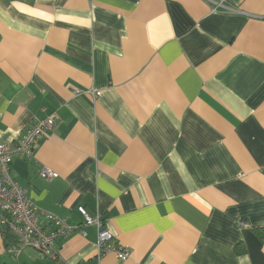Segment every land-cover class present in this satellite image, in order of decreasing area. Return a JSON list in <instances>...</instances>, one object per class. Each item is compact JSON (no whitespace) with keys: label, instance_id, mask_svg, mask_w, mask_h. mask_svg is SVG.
<instances>
[{"label":"crops","instance_id":"obj_1","mask_svg":"<svg viewBox=\"0 0 264 264\" xmlns=\"http://www.w3.org/2000/svg\"><path fill=\"white\" fill-rule=\"evenodd\" d=\"M225 4L0 0V143L57 115L12 179L70 225L100 213L130 252L98 260L87 226L55 241L67 263L264 264V0ZM10 235L0 264H54Z\"/></svg>","mask_w":264,"mask_h":264},{"label":"built area","instance_id":"obj_2","mask_svg":"<svg viewBox=\"0 0 264 264\" xmlns=\"http://www.w3.org/2000/svg\"><path fill=\"white\" fill-rule=\"evenodd\" d=\"M205 1L211 5L213 11L237 12V9L225 4L226 0ZM86 93L93 99L101 95V91L94 88L88 89ZM56 121L57 115L54 112L42 119H34L15 142L0 143V224L5 225L17 239V244L6 247V252L18 256L22 249L30 248L42 258L52 260L54 264H70L59 256L54 247L55 241L58 238H68L75 232L85 236V227L93 226L97 231L98 260L109 252L121 260H126L129 257V249L114 243V237L106 228L100 213L90 215L80 206L77 210L83 217V222L80 225H70L65 219L37 207L30 197L29 189L19 186L12 179L10 162L13 157L32 159L38 142L52 132ZM40 174L46 179L58 176L47 167H42Z\"/></svg>","mask_w":264,"mask_h":264},{"label":"trees","instance_id":"obj_3","mask_svg":"<svg viewBox=\"0 0 264 264\" xmlns=\"http://www.w3.org/2000/svg\"><path fill=\"white\" fill-rule=\"evenodd\" d=\"M3 233L6 234L7 236L9 235V232L8 231H3ZM259 233H260L261 239L264 240V229L259 230ZM9 237L11 238V241L7 245V247L8 246H11V245H16L17 244V239H15V241H14V238H13L14 236L13 235H10Z\"/></svg>","mask_w":264,"mask_h":264},{"label":"water","instance_id":"obj_4","mask_svg":"<svg viewBox=\"0 0 264 264\" xmlns=\"http://www.w3.org/2000/svg\"><path fill=\"white\" fill-rule=\"evenodd\" d=\"M0 229L3 230V231H7V227L5 225H1L0 224ZM9 233L12 235L11 232H9Z\"/></svg>","mask_w":264,"mask_h":264},{"label":"rangeland","instance_id":"obj_5","mask_svg":"<svg viewBox=\"0 0 264 264\" xmlns=\"http://www.w3.org/2000/svg\"><path fill=\"white\" fill-rule=\"evenodd\" d=\"M8 231V230H7ZM8 232H10V231H8Z\"/></svg>","mask_w":264,"mask_h":264}]
</instances>
